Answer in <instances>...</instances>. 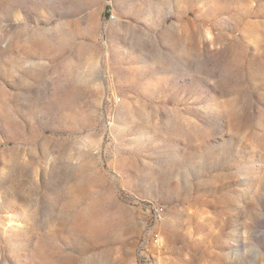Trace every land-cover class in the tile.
<instances>
[{
  "label": "rangeland",
  "instance_id": "1",
  "mask_svg": "<svg viewBox=\"0 0 264 264\" xmlns=\"http://www.w3.org/2000/svg\"><path fill=\"white\" fill-rule=\"evenodd\" d=\"M0 264H264V0H0Z\"/></svg>",
  "mask_w": 264,
  "mask_h": 264
},
{
  "label": "built area",
  "instance_id": "2",
  "mask_svg": "<svg viewBox=\"0 0 264 264\" xmlns=\"http://www.w3.org/2000/svg\"><path fill=\"white\" fill-rule=\"evenodd\" d=\"M113 19V16H110ZM109 123V122H108ZM148 219L147 220V232L153 233L158 231V218H164L165 210L162 205H160V210H153V205L148 208Z\"/></svg>",
  "mask_w": 264,
  "mask_h": 264
},
{
  "label": "bare ground",
  "instance_id": "3",
  "mask_svg": "<svg viewBox=\"0 0 264 264\" xmlns=\"http://www.w3.org/2000/svg\"><path fill=\"white\" fill-rule=\"evenodd\" d=\"M154 210H160V207H155ZM161 218H158V220Z\"/></svg>",
  "mask_w": 264,
  "mask_h": 264
}]
</instances>
